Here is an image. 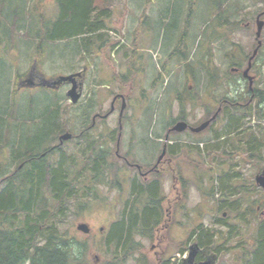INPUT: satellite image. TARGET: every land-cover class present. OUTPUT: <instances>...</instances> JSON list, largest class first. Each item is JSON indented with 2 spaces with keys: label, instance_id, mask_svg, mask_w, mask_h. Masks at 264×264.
Instances as JSON below:
<instances>
[{
  "label": "rangeland",
  "instance_id": "374dc122",
  "mask_svg": "<svg viewBox=\"0 0 264 264\" xmlns=\"http://www.w3.org/2000/svg\"><path fill=\"white\" fill-rule=\"evenodd\" d=\"M190 1L151 0L146 5L147 0H114L113 12L104 31L112 44L103 47L101 54L88 57L85 53L75 52L74 41L44 42L42 36L46 28L52 27L60 15L56 0H0V106L5 104L6 111L11 112L9 115H16L12 118L20 123L16 139L24 137L26 144L32 137L43 140L47 137L44 130L57 125L58 132L48 134L37 155L54 150L59 144L58 136L70 132L75 138L54 150L49 161L58 164L65 156L82 163L84 153L108 151L113 156L110 160L124 170L120 178L122 190H109L105 185H98L91 191L92 196H83L81 191V197L72 199L59 214L62 221L58 223V231L68 234L72 243L84 245L88 242L91 247L88 264H106L108 259L111 260L101 246L111 225L121 219L126 203L130 201L127 209L131 208V203L136 204L135 208H142L145 200L129 195L135 179L140 183H159L163 216L153 241L136 236L141 251L124 264L146 261L156 264L161 258L169 259L170 264H183L177 257L183 255L179 246L186 243L196 227L210 229L214 238L229 250L219 256L210 255L199 247L204 259L195 264L206 260H212L213 264H245L249 256L245 252L252 250L250 244L262 222L264 190L256 186V192L247 194L246 197L255 202L256 212L249 214L246 220L239 213L223 207L221 193L211 195L209 192L213 178L238 171L240 178L233 184L241 190L244 178L255 183L257 171L264 170V101L248 105L245 83L241 76L232 73L236 67L242 74L248 66L257 45L256 17L264 12V0H230L235 4L234 9L239 8V13L232 14L229 30L223 33L227 35L226 39L219 37V31L213 26L215 22L206 28V20L217 12L214 4L218 0H198L199 6L195 9L190 8ZM261 39L264 47V31ZM136 52L138 58L135 59ZM210 60L211 70L221 74V82L217 81L218 76L211 79L207 69ZM35 65L38 71L35 69L34 75L39 72V77L50 80L86 70L88 77L80 102L71 103L67 97L70 87L67 86H60L56 91L37 88L15 93L17 81L28 77ZM134 70L137 71L135 78L130 74ZM253 73L259 79L255 90L262 92L264 97V53ZM159 74L162 78H158ZM229 74L235 76L228 83L225 78ZM162 82H165L163 86ZM212 86L211 91L208 88ZM122 98L127 107L122 130H119ZM215 103L222 107L216 122L195 137L186 133L173 139L170 136L168 139L174 143L169 147L170 142L165 140L172 123L184 120L191 126H198L216 113ZM225 105L238 116L246 109L250 112L251 117L242 120L241 130L246 134L241 137L245 139L254 134L262 151L261 160L229 149L215 153L196 149L198 143L204 149L214 135L220 133L225 122ZM95 117V125L90 129ZM119 133H122L120 138ZM117 140L119 155L133 168L117 158ZM165 145L167 156L158 169L151 172ZM13 149H0V164L5 160L9 170L5 175L17 169L12 160L14 156H11ZM137 165L142 167L141 174ZM142 174L149 176L143 178ZM2 176L0 173V178ZM182 177L185 181L190 180L187 189L182 184ZM237 196L242 197L240 191ZM231 198L232 202L238 200L234 193ZM52 205L55 207L54 203ZM80 223L89 224L90 234L77 230ZM101 227L103 231L99 232ZM195 245L197 243L191 241L184 249Z\"/></svg>",
  "mask_w": 264,
  "mask_h": 264
},
{
  "label": "trees",
  "instance_id": "16d2710c",
  "mask_svg": "<svg viewBox=\"0 0 264 264\" xmlns=\"http://www.w3.org/2000/svg\"><path fill=\"white\" fill-rule=\"evenodd\" d=\"M113 1L56 0L60 15L55 24L46 28L43 36L41 35L44 42L70 40L74 41L77 54L85 53L88 57H92L95 53L101 54L103 47L112 44L109 35L104 31L107 28L106 21L110 19L113 12ZM150 2L151 0H147L146 5H149ZM198 2V0H191L190 8L195 9L196 6H199ZM214 7L217 12L206 20V28L215 22L213 26L219 31V37L226 39L227 35L223 33L228 32L231 16L232 14L237 15L239 8L234 9L235 4L230 0H218ZM135 37L137 38L138 34ZM205 38L208 39L206 36ZM135 44L137 45V43ZM136 54L137 52L134 54L135 59L138 58ZM131 59L134 61V58L131 57ZM96 65L98 68V64ZM211 66L210 60L207 69L211 74V79L214 80L218 76L217 81L221 82V74L219 75L218 71V74L214 73ZM130 74L135 78L137 71L134 70ZM233 76L235 75L229 74L225 81L229 83ZM158 78H162V74H159ZM163 79L165 81V78ZM164 83L162 82V86ZM3 107L4 109L0 110V147L3 151L15 147L11 156H14L12 160L17 169L10 176L9 185L0 191V264H88L91 247L88 242L84 245L72 243L68 234L58 231V223L62 221L59 214L64 212L72 199L81 197V191L84 193L83 196H92L91 191L95 190L98 185H105L109 190L116 188L119 191L122 190L123 184L120 182V178L124 170L119 168L116 162L110 160L113 156L108 151L84 153L81 156L82 163L64 156L58 164H54L49 161L53 149L41 155L37 154L41 149V143L47 141L48 134L58 132V126L51 125L45 129L47 134L45 139L41 138L43 140H40L38 137H32L26 144L24 137L19 140L15 137L20 130V123L12 118L16 115H9L11 112L6 111V105L0 108ZM235 109L236 111L240 110V108ZM249 113L246 109L242 116H238L235 111L226 108L225 105L223 110L225 122L220 133L216 135V143H209L203 151L215 153L225 152L229 149L236 154H246L249 158L261 160L263 158L262 151L259 150L258 139L254 134L251 133L245 139L241 137L246 134L241 130L242 120L251 117ZM18 116L20 119L22 118V115ZM257 116L260 118V113ZM197 148L200 149L199 146ZM2 162L4 171H9L5 160ZM23 163V168L20 169L19 166ZM257 172L260 173L261 170L259 169ZM202 173L207 175L206 172ZM237 178H240L238 171H234L233 175L229 172L217 179L213 178V186L209 194L221 193L223 207L239 213L244 217L242 219L246 220L249 214L256 212L253 208L255 202L246 196L249 192H256L258 188L252 179L244 178L241 190H238L236 184H233ZM227 181H229L228 184H226ZM189 183L190 180L185 181L182 177V184L184 187L186 186V189ZM93 186L95 187L93 188ZM238 191L242 197L237 196ZM233 193L238 200L232 202L230 200ZM129 195L130 197H139V200L142 199L145 202L141 209L135 208L136 204L131 203L129 210L127 208L130 201H128L121 219L111 225L101 246L104 253L111 256V260L108 259L106 264L126 263L129 258L134 257L135 253L141 251V244L136 242V236L153 241V234L160 228L163 208L159 183L156 181L146 184L135 179L130 187ZM52 203L55 204V207ZM246 203L247 206H245ZM244 207L245 211L243 212ZM260 223L254 241L250 244L252 250L245 252V255L249 254L245 264H264V218ZM191 241L196 242L202 250L207 251L210 255L214 253L220 256L229 250L214 238L210 229L202 227H196L191 231L186 243L180 245L179 251L187 250L184 247H188ZM92 246L96 247L93 243ZM203 259L199 254L196 262ZM143 264L155 263L146 261ZM156 264H170V262L169 259L161 258L157 260Z\"/></svg>",
  "mask_w": 264,
  "mask_h": 264
},
{
  "label": "water",
  "instance_id": "95a60500",
  "mask_svg": "<svg viewBox=\"0 0 264 264\" xmlns=\"http://www.w3.org/2000/svg\"><path fill=\"white\" fill-rule=\"evenodd\" d=\"M261 17V16H260ZM260 17H258L257 19V32H256V39L258 40V47L257 49L254 51L253 56L250 59V63L249 66L247 67V69L244 71V77L245 78H249L250 80V84H252L253 82V78L249 77V71L251 69V63L252 60L256 57L258 50L262 44L260 37L264 28V21L260 20ZM34 70L35 67L32 69L29 77L22 81L20 84V87H25V88H36V87H43V88H48V89H57L58 87L62 86L63 84H70L71 85V89L67 92V97H69L71 99V102L73 104H77L79 102V100L82 97V90H83V82H78L77 78H80L82 76V74H73V75H69V76H60L54 80H48L46 78H41L40 79V83H36L35 82V78H34ZM126 107L125 102H123L122 108H121V115L123 114V111ZM216 118V116L213 117V119H211L210 121H207L203 124H201L199 127L197 128H192V131L195 133H200L201 131L205 130L211 123L212 120H214ZM188 128L187 123L185 122H179L177 123V125L173 128V131H177V132H183ZM72 138V134L70 133H66L65 135H63L60 140L64 141V140H70ZM165 152L163 153V155L160 157L159 161L162 160V158L164 157ZM255 182L256 184L264 189V172H262L261 174L257 175L255 177ZM78 230L80 232H83L84 234H89L90 233V228L87 224H80L78 226ZM198 247L197 246H192L190 248V256L189 259L187 260V262L189 264H193L194 263V259L198 253ZM201 264H213L211 260H207L205 262H202Z\"/></svg>",
  "mask_w": 264,
  "mask_h": 264
},
{
  "label": "flooded vegetation",
  "instance_id": "af4514ba",
  "mask_svg": "<svg viewBox=\"0 0 264 264\" xmlns=\"http://www.w3.org/2000/svg\"><path fill=\"white\" fill-rule=\"evenodd\" d=\"M262 13L263 12H260L257 16H260V15H262ZM263 20H264V16H262L261 17ZM256 19H257V17H256ZM263 45H262V47L260 48V50L258 51V55H257V57H256V59L253 61V65H252V69H251V71H250V76L253 78V82H252V84H250V81L249 80H247L246 78H244L243 77V73L242 74H240V70L238 69V68H234V69H237L238 71H235V72H233L234 74H237L239 77L241 76V78L243 79V82L245 83V88H246V94H247V96L249 97V102H248V105L249 104H251L252 102H255V101H264V97H263V94H262V92H260V91H256L255 90V86L257 85V82L259 83V79L257 78V74L255 75L253 72H254V70H255V66H256V63H257V61H258V59L262 56V54L264 53L263 52ZM255 50V49H254ZM254 50H253V52H254ZM249 62V61H248ZM37 75H34V78H35V81H37V78H40L39 77V72H37L36 73ZM24 80H26V78H24L23 79V77H22V79L20 80H18L17 81V85L15 86V90H14V92L15 93H18V92H20L22 89H26V88H23V87H20V84H21V82L22 81H24ZM82 80V79H81ZM80 80V81H81ZM67 87H70V86H67ZM189 89H191V86L189 87ZM208 89H210L211 91H212V89H213V86L212 87H209ZM226 102V101H225ZM214 103V102H213ZM3 105H5V104H3ZM2 105V106H3ZM1 107V106H0ZM213 107H215L216 109H217V111L219 110V107L216 105V103L215 104H213ZM1 109H4V107L3 108H0V110ZM3 111H5V110H3ZM216 111V112H217ZM215 114V113H214ZM1 115V114H0ZM14 115V114H13ZM19 115H21V114H19ZM212 117V116H211ZM211 117H209V118H207V120H209ZM207 120H205V121H207ZM93 122H92V125L93 124H95V122H96V117L95 118H93V120H92ZM91 127H93V126H91ZM21 133V132H20ZM184 133H186V134H190V135H193V133L190 131V129H188L187 131H185ZM62 135V134H61ZM61 135H59L58 136V139H59V144L57 145V146H55L54 147V150L55 151H57L61 146H63L64 145V143H60V136ZM0 149H2L1 147H0ZM23 165H24V163L23 164H21V166L23 167ZM4 166V164H0V167H2V168H4L3 167ZM19 167L20 169L22 168V167ZM5 169H3V171H1L0 170V173L3 175L1 178H0V188H2V189H4V188H6L8 185H9V179H10V174L9 175H5V171H4ZM103 231V228L101 227L100 229H99V232H102Z\"/></svg>",
  "mask_w": 264,
  "mask_h": 264
},
{
  "label": "bare ground",
  "instance_id": "6f19581e",
  "mask_svg": "<svg viewBox=\"0 0 264 264\" xmlns=\"http://www.w3.org/2000/svg\"><path fill=\"white\" fill-rule=\"evenodd\" d=\"M14 175H16V174H14Z\"/></svg>",
  "mask_w": 264,
  "mask_h": 264
}]
</instances>
